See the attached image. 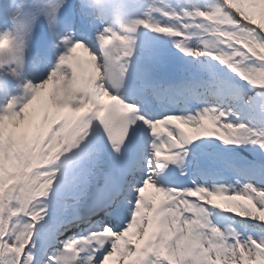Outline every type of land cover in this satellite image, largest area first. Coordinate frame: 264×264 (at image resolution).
I'll return each instance as SVG.
<instances>
[{
    "label": "snow or ice",
    "instance_id": "snow-or-ice-1",
    "mask_svg": "<svg viewBox=\"0 0 264 264\" xmlns=\"http://www.w3.org/2000/svg\"><path fill=\"white\" fill-rule=\"evenodd\" d=\"M41 18L0 69V264H264V0Z\"/></svg>",
    "mask_w": 264,
    "mask_h": 264
},
{
    "label": "clouds",
    "instance_id": "clouds-1",
    "mask_svg": "<svg viewBox=\"0 0 264 264\" xmlns=\"http://www.w3.org/2000/svg\"><path fill=\"white\" fill-rule=\"evenodd\" d=\"M48 0H0V17L4 24L0 27V51L11 49L18 56L20 63L0 64L3 71H24V59L30 52L31 37L25 33L23 22L39 5Z\"/></svg>",
    "mask_w": 264,
    "mask_h": 264
}]
</instances>
